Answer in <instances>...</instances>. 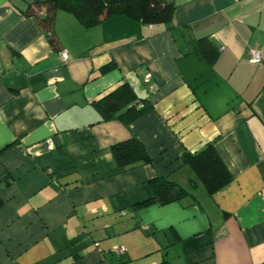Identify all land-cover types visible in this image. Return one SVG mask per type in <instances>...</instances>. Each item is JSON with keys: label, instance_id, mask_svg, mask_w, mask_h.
<instances>
[{"label": "crops", "instance_id": "1", "mask_svg": "<svg viewBox=\"0 0 264 264\" xmlns=\"http://www.w3.org/2000/svg\"><path fill=\"white\" fill-rule=\"evenodd\" d=\"M173 2L154 25L56 10L62 63L38 20L0 0V264H264V0ZM124 82L150 110L99 122L95 103ZM131 137L152 162L116 165ZM210 142L225 186L137 205L158 175L186 184L182 153Z\"/></svg>", "mask_w": 264, "mask_h": 264}, {"label": "trees", "instance_id": "2", "mask_svg": "<svg viewBox=\"0 0 264 264\" xmlns=\"http://www.w3.org/2000/svg\"><path fill=\"white\" fill-rule=\"evenodd\" d=\"M58 9L72 13L87 27L118 14L154 25L171 22L174 2L173 0H34L24 12L38 20L56 51L61 49L53 28L54 14ZM206 55L210 60H214L216 53ZM146 87L148 89V86ZM95 107L99 112V122L119 120L124 124H130L150 110L146 99L139 97L128 82H124L103 96L95 103ZM111 149L116 165L121 167H129L142 161L152 162L143 143L135 137L116 143ZM182 162L191 171L186 184L169 176L158 175L151 181L152 197L137 205L164 204L184 198H196L193 191L198 186H202L206 195L211 196L231 180L229 170L211 142L199 151L193 153L184 151ZM159 264H169V262L163 259Z\"/></svg>", "mask_w": 264, "mask_h": 264}, {"label": "built area", "instance_id": "3", "mask_svg": "<svg viewBox=\"0 0 264 264\" xmlns=\"http://www.w3.org/2000/svg\"><path fill=\"white\" fill-rule=\"evenodd\" d=\"M58 57L62 63H67L69 61V56L67 52L63 49L57 51ZM261 55L258 50L252 49L248 52V62L252 64L260 63L261 62ZM146 84L148 86V90H152V86L149 85V77L148 75L145 77Z\"/></svg>", "mask_w": 264, "mask_h": 264}, {"label": "water", "instance_id": "4", "mask_svg": "<svg viewBox=\"0 0 264 264\" xmlns=\"http://www.w3.org/2000/svg\"><path fill=\"white\" fill-rule=\"evenodd\" d=\"M34 0H16L17 4L19 5L20 8H26L28 4L32 3ZM43 1V0H39Z\"/></svg>", "mask_w": 264, "mask_h": 264}]
</instances>
